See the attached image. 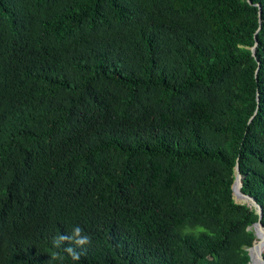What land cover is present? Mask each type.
Here are the masks:
<instances>
[{
    "label": "trees",
    "instance_id": "obj_1",
    "mask_svg": "<svg viewBox=\"0 0 264 264\" xmlns=\"http://www.w3.org/2000/svg\"><path fill=\"white\" fill-rule=\"evenodd\" d=\"M249 1L0 0V264H248L258 214L231 184L237 163L264 228ZM75 225L79 261L52 244Z\"/></svg>",
    "mask_w": 264,
    "mask_h": 264
},
{
    "label": "water",
    "instance_id": "obj_2",
    "mask_svg": "<svg viewBox=\"0 0 264 264\" xmlns=\"http://www.w3.org/2000/svg\"><path fill=\"white\" fill-rule=\"evenodd\" d=\"M248 2L250 3L249 0ZM255 45H256V39L254 37V44L250 47L252 55H254ZM240 187H241V175L238 170V165L236 163L234 165L233 181L231 184L232 196L237 203H240V204L247 203L249 206H253L256 209V212L258 214V219L252 224V231L257 238V242H254L251 246L247 248V252L249 256L248 264H252V257L250 253H251V249L254 247L256 250V259H258L261 264H264V258L262 256V251L264 249V228L261 222L259 221L261 217V213H262L261 207L259 206V204L256 203V201L249 194L243 193L240 190Z\"/></svg>",
    "mask_w": 264,
    "mask_h": 264
},
{
    "label": "clouds",
    "instance_id": "obj_3",
    "mask_svg": "<svg viewBox=\"0 0 264 264\" xmlns=\"http://www.w3.org/2000/svg\"><path fill=\"white\" fill-rule=\"evenodd\" d=\"M91 243V237L85 233V230L80 225H75L67 234H60L53 238L52 244L54 248L60 249L63 247V252L67 253L73 261H79L82 252L77 249H83ZM67 244V246H65ZM75 245V247H73ZM52 260H64V256L57 252L51 257Z\"/></svg>",
    "mask_w": 264,
    "mask_h": 264
},
{
    "label": "bare ground",
    "instance_id": "obj_4",
    "mask_svg": "<svg viewBox=\"0 0 264 264\" xmlns=\"http://www.w3.org/2000/svg\"><path fill=\"white\" fill-rule=\"evenodd\" d=\"M260 243V242H259ZM252 264H261L258 259H256L255 247L251 249Z\"/></svg>",
    "mask_w": 264,
    "mask_h": 264
}]
</instances>
